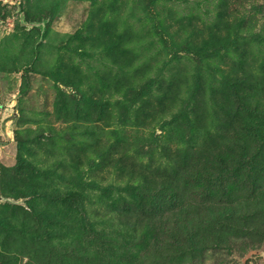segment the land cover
I'll return each instance as SVG.
<instances>
[{
	"label": "rangeland",
	"instance_id": "rangeland-1",
	"mask_svg": "<svg viewBox=\"0 0 264 264\" xmlns=\"http://www.w3.org/2000/svg\"><path fill=\"white\" fill-rule=\"evenodd\" d=\"M0 264H264V0H0Z\"/></svg>",
	"mask_w": 264,
	"mask_h": 264
}]
</instances>
